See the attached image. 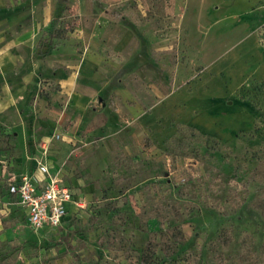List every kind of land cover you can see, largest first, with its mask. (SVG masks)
<instances>
[{
  "label": "rangeland",
  "instance_id": "rangeland-1",
  "mask_svg": "<svg viewBox=\"0 0 264 264\" xmlns=\"http://www.w3.org/2000/svg\"><path fill=\"white\" fill-rule=\"evenodd\" d=\"M57 1L53 33L80 23L118 84L174 93L146 154L81 156L93 199L62 229L29 226L0 152V264H264V0Z\"/></svg>",
  "mask_w": 264,
  "mask_h": 264
},
{
  "label": "crops",
  "instance_id": "crops-1",
  "mask_svg": "<svg viewBox=\"0 0 264 264\" xmlns=\"http://www.w3.org/2000/svg\"><path fill=\"white\" fill-rule=\"evenodd\" d=\"M72 8L78 14L92 11L90 0H77ZM62 9L57 0H0L2 167L10 180L28 173L39 186L54 177L69 187L72 196L61 229L71 217L85 220L93 199L94 182L85 183L79 175L81 156L91 151L146 154L151 147L142 148L145 131L157 123L161 101L174 93L160 80V96L155 88L144 97L132 85L118 84L122 64L107 62L94 31L77 23L65 35L51 33V20ZM61 24L59 16L54 28ZM42 162L48 172L40 170Z\"/></svg>",
  "mask_w": 264,
  "mask_h": 264
},
{
  "label": "built area",
  "instance_id": "built-area-1",
  "mask_svg": "<svg viewBox=\"0 0 264 264\" xmlns=\"http://www.w3.org/2000/svg\"><path fill=\"white\" fill-rule=\"evenodd\" d=\"M39 168L48 172L43 162L39 163ZM7 189L26 211V220L33 229L56 228L67 215L66 203L71 200L72 193L57 178L52 177L43 186H39L30 174L23 173L10 180ZM77 205L84 207L82 202H77Z\"/></svg>",
  "mask_w": 264,
  "mask_h": 264
},
{
  "label": "trees",
  "instance_id": "trees-1",
  "mask_svg": "<svg viewBox=\"0 0 264 264\" xmlns=\"http://www.w3.org/2000/svg\"><path fill=\"white\" fill-rule=\"evenodd\" d=\"M57 14H58V13H57ZM56 20H57V15H55V18L51 20V24H50L51 33H52L53 28H54V25L56 24ZM189 127H191V126H189ZM191 128H193V127H191ZM8 190H9V189H8ZM8 190H7V193H8L9 195H11V194L8 192ZM11 196H12V198H13V195H11Z\"/></svg>",
  "mask_w": 264,
  "mask_h": 264
}]
</instances>
